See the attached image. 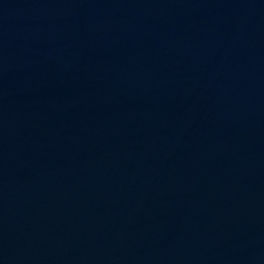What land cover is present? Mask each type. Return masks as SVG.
I'll return each mask as SVG.
<instances>
[{
  "label": "water",
  "instance_id": "95a60500",
  "mask_svg": "<svg viewBox=\"0 0 264 264\" xmlns=\"http://www.w3.org/2000/svg\"><path fill=\"white\" fill-rule=\"evenodd\" d=\"M0 264H264V0H0Z\"/></svg>",
  "mask_w": 264,
  "mask_h": 264
}]
</instances>
